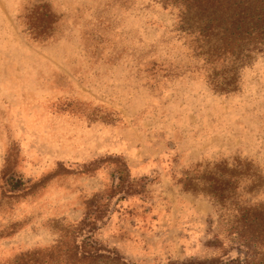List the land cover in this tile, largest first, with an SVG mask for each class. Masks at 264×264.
Segmentation results:
<instances>
[{
    "label": "rangeland",
    "instance_id": "obj_1",
    "mask_svg": "<svg viewBox=\"0 0 264 264\" xmlns=\"http://www.w3.org/2000/svg\"><path fill=\"white\" fill-rule=\"evenodd\" d=\"M177 21L160 0H0V264H73L90 213L133 264L213 260L201 184L264 201V55L216 90L226 68Z\"/></svg>",
    "mask_w": 264,
    "mask_h": 264
},
{
    "label": "trees",
    "instance_id": "obj_2",
    "mask_svg": "<svg viewBox=\"0 0 264 264\" xmlns=\"http://www.w3.org/2000/svg\"><path fill=\"white\" fill-rule=\"evenodd\" d=\"M177 10V24L187 32L205 65L211 70L226 68L222 82L210 79L219 91H229L235 85L234 71L247 64L255 53L264 55V0H160ZM237 174V173H236ZM232 175L231 178L239 177ZM201 192L213 200L218 213L220 235L208 243L221 252L213 260H189L186 264H264V201L243 205L236 196L234 185L220 179L203 182ZM17 189L16 186H11ZM198 191L196 188H191ZM261 186L254 185L249 192L256 193ZM232 192L234 197H232ZM121 199V198H120ZM95 214H88L74 229L75 240L70 252L73 264H133L94 237L97 230ZM224 220L225 222H222ZM50 255L25 253L30 264H37ZM40 258V259H39ZM19 262V260H18ZM17 263V262H16ZM172 264V263H171Z\"/></svg>",
    "mask_w": 264,
    "mask_h": 264
},
{
    "label": "clouds",
    "instance_id": "obj_3",
    "mask_svg": "<svg viewBox=\"0 0 264 264\" xmlns=\"http://www.w3.org/2000/svg\"><path fill=\"white\" fill-rule=\"evenodd\" d=\"M223 159H228V158H227V157H224ZM228 166H229V167H232L233 164H232L231 162H229Z\"/></svg>",
    "mask_w": 264,
    "mask_h": 264
}]
</instances>
